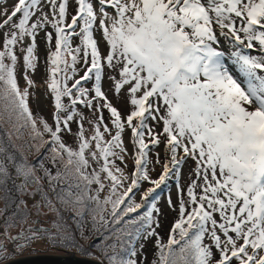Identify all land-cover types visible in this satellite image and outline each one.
I'll return each mask as SVG.
<instances>
[{
  "label": "snow or ice",
  "instance_id": "snow-or-ice-1",
  "mask_svg": "<svg viewBox=\"0 0 264 264\" xmlns=\"http://www.w3.org/2000/svg\"><path fill=\"white\" fill-rule=\"evenodd\" d=\"M5 118L30 127L45 155L14 164L24 181H13L18 203L6 196L0 210L12 208L0 221V262L45 238L94 257L76 242L71 212L85 241L87 214L93 232L123 221L113 244L93 245L108 264H264V0H0ZM9 177L0 163V184ZM170 183L178 218L164 243L157 204Z\"/></svg>",
  "mask_w": 264,
  "mask_h": 264
},
{
  "label": "rangeland",
  "instance_id": "rangeland-1",
  "mask_svg": "<svg viewBox=\"0 0 264 264\" xmlns=\"http://www.w3.org/2000/svg\"><path fill=\"white\" fill-rule=\"evenodd\" d=\"M74 14V9L71 10ZM223 39V38H222ZM41 51H43V48L41 46ZM253 55H256V52H252ZM232 71L235 72V68H232ZM42 74V69L38 70V73L36 75V79H39V76ZM238 75V73H237ZM42 91V89H40ZM41 104H40V112L41 114L51 122V103L50 101L43 100V97H40ZM33 112L37 111L35 103L31 105ZM107 116V113H105ZM87 126V125H86ZM75 128V126H73ZM8 133H11V136L9 137ZM47 139V137H45ZM70 142V138H69ZM36 143V141H33L32 139V130L30 127H24V128H17L13 127L11 123L5 120L3 122H0V149H3L2 152H0V163H3L7 166L10 177L7 181L4 182V184H0V210L5 209L6 204L8 201L5 199V197H10L12 201L17 200V195L19 193L16 191V189L13 186V181H15V184H21L24 181V178L22 176L17 177L15 175V169L14 164H18L22 161V159H26L29 163H35L37 160L40 159L41 156L45 155L44 150L42 149L39 153L36 152V149L32 146ZM13 157L12 160H9L8 157ZM153 161H155V153L152 154ZM160 158L163 162L164 160V153L162 150H160ZM45 167L52 168L53 173H55V168L52 166L51 162L49 160L44 161ZM156 172L152 173L153 176L157 175L160 171L161 166L156 165ZM185 175L184 180L186 181L188 178V168H185ZM36 175L42 177V170L37 169ZM42 183L45 186V190L48 191V181L46 179H42ZM149 185H144V187H148ZM29 187H33V185L29 184ZM170 192L168 188H165L163 193L160 196V199L158 201L157 206L161 209L162 215L159 217L161 226L157 228V232L160 233V236L163 237V242L167 243L168 240V234L170 232L171 226L174 223V221L178 218V209L176 211L170 210L167 205V199L169 194L171 195V198L173 202L177 201V190L176 185L171 184L169 185ZM95 188V185L93 186ZM17 194V195H16ZM50 195H52L51 192H49ZM107 195V189L103 193H101V199L104 198V196ZM19 198H21L19 196ZM23 199H26L31 205L33 202L31 198L29 197H23ZM36 199H39V197H36ZM55 202V200H54ZM136 202H140V196H136ZM12 207H15V204L12 205ZM57 207H60L59 203H57ZM89 207H95V203H91ZM12 211V208H8L7 212H5L3 215H0V221L4 219V216L10 214ZM111 211V205L107 206V210L103 213L105 218L109 221H111L110 216ZM142 211V210H141ZM65 218L67 219L68 224L71 226L73 233L75 234L76 242L80 245H83V247L89 251L94 253L95 259L93 260H100L105 264H108V260L105 258L104 252L101 251L100 247H93V245H100L101 247L106 245H111L115 242L116 238L115 236L111 235V230L114 228H120L123 226V221L120 225H115L109 223L107 226V231L105 230V226L101 223L99 226V232H93L92 231V223H91V215L87 214L85 216V235L89 236V239L85 241L81 238L79 231L75 227V222L71 219V217L74 215V213L71 212H64L63 213ZM135 215V214H132ZM35 219V215L32 217ZM54 219L53 215H49L47 217L41 218V223L44 227H50V224L48 221ZM127 219V217L125 218ZM129 230L133 226H128ZM155 227V225H153ZM19 229H13L12 234L15 235L16 232H18ZM55 231V230H53ZM107 237V238H106ZM126 245V240L124 241ZM140 243H145L143 239H141ZM140 243H136V247L139 249ZM155 238H152L151 240H148L145 244V247L143 249L144 254L147 256V260L150 262L155 258L156 248L154 247ZM9 250H11L12 245H8ZM61 249L65 251H70L75 253L74 255L78 256L81 254H84L80 252L75 247L70 248H64L62 246H52L50 241L45 238L43 240L35 241L32 243V245L23 251L21 255L16 256L15 258L19 257H26L29 255H36V254H52V255H59V256H66L69 253H66L65 251H61ZM117 252L120 251V245L117 246L116 249ZM109 254H111V249H109ZM139 255V253H138ZM10 261V260H8ZM7 261L0 262V264H3Z\"/></svg>",
  "mask_w": 264,
  "mask_h": 264
},
{
  "label": "water",
  "instance_id": "water-1",
  "mask_svg": "<svg viewBox=\"0 0 264 264\" xmlns=\"http://www.w3.org/2000/svg\"><path fill=\"white\" fill-rule=\"evenodd\" d=\"M3 264H101L100 262L74 255L70 253L66 256L52 254H36L15 258V260L7 261Z\"/></svg>",
  "mask_w": 264,
  "mask_h": 264
},
{
  "label": "trees",
  "instance_id": "trees-1",
  "mask_svg": "<svg viewBox=\"0 0 264 264\" xmlns=\"http://www.w3.org/2000/svg\"><path fill=\"white\" fill-rule=\"evenodd\" d=\"M165 190V189H164ZM17 195V194H16ZM19 195H17V200H16V202L18 203V201H19ZM61 251H65V250H63V249H61ZM66 253H69L70 251H65ZM77 255V254H76ZM78 256H80V255H78ZM81 257H87V258H90V259H95V258H93V257H89V256H87L86 254H81ZM96 261H98V262H100L101 264H105V263H103L102 261H100L99 259L98 260H96Z\"/></svg>",
  "mask_w": 264,
  "mask_h": 264
}]
</instances>
